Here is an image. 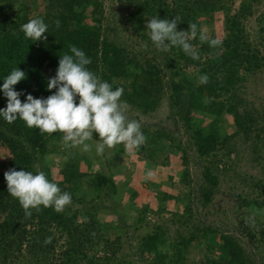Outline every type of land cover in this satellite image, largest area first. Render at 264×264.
I'll list each match as a JSON object with an SVG mask.
<instances>
[{"label": "trees", "instance_id": "1", "mask_svg": "<svg viewBox=\"0 0 264 264\" xmlns=\"http://www.w3.org/2000/svg\"><path fill=\"white\" fill-rule=\"evenodd\" d=\"M27 1L0 0V85L3 78L18 67L26 73V78L14 86L15 90L24 92L21 101L24 102L28 93L46 98L55 91L48 90L47 83L56 74L60 55L69 52V45H76L91 57L92 63L88 65L91 71L114 88L123 87L121 99L130 105L129 111L151 115L168 98L174 117L181 123L182 134L143 126L147 140L138 149L129 152L119 144L106 148L101 155H97L94 148L80 154L75 148L64 146L60 132L42 133L27 127L23 120L9 124L0 118V149H7L11 155L8 168L0 170V264H132L130 260L117 258L122 250L119 242L122 234L117 229L126 226H135L136 230L144 228L138 258L146 264H192L189 259L194 251L204 255L201 264H259L236 234L196 224L187 235L179 227L176 236L170 239L162 225L149 230L147 219L151 212L169 213L182 228L191 224L194 219L191 194L162 189H165L163 184L169 185V180L173 185L191 187L192 148L203 164V182L197 200L208 207L220 184L223 162L218 157L219 149L230 153V141L238 136L252 143L255 151L262 149L261 145L264 147V115L250 109L242 98L246 82L264 67V57L249 42L245 23L253 16V6L260 0H241L234 12L232 0H119L127 7V21L148 48L155 46L144 26L147 18L157 16L171 20L176 17L178 30L187 31L191 23L203 30L214 24L217 14L224 16V33L220 36L216 30L208 32L210 38L222 41L220 46L213 48L194 38L190 42L198 51L197 59L173 47L166 53L170 57L163 66L154 59L143 60L141 54H133L125 44L105 33L110 29L104 28L107 20L104 0ZM29 4L38 11L36 15L29 14ZM39 5H43L42 10ZM36 17H43L49 25L48 32L43 34L46 40L26 39L21 31L23 23ZM109 21L108 18V25ZM260 24L264 34V15ZM191 67L193 74L189 71ZM46 68L51 69V73ZM202 74L209 77L206 84L199 82ZM165 76H168L167 92ZM6 104L7 98L0 91V108ZM228 116L236 128L233 134L227 132ZM184 134L188 136L185 141ZM93 136L99 139L97 133ZM109 150L112 158L108 156ZM58 156L60 162L54 163ZM123 158H133L141 170L144 167L158 172L177 163L179 175L171 173L164 177L159 173L146 180L143 171L144 175H138L141 188L131 186L130 176L121 189L111 161ZM56 164L60 167V180L52 178L51 169ZM12 168L33 173L44 171L62 191L71 193L72 203L62 212L40 206L39 211L32 209V215L25 216L18 199L7 191L4 173ZM145 186L159 189L158 203L152 204L151 199L139 202L140 191ZM257 186L262 192L259 200L239 197L236 206L241 217V236L251 241L256 240V233L260 231L258 221L252 220L255 219L251 217L252 209L264 208V183L259 181ZM126 195V206L136 212L131 225L127 224L129 218L122 215ZM106 203L111 211H107L106 206L102 209ZM244 207L246 212H243ZM102 213L115 217L107 221L101 217ZM260 232L264 241V226ZM49 236L52 241L45 244Z\"/></svg>", "mask_w": 264, "mask_h": 264}, {"label": "clouds", "instance_id": "2", "mask_svg": "<svg viewBox=\"0 0 264 264\" xmlns=\"http://www.w3.org/2000/svg\"><path fill=\"white\" fill-rule=\"evenodd\" d=\"M56 26H60L57 20ZM178 19H159L153 16L146 25L152 44L162 52H170L173 47L180 48L193 59L198 58V51L191 40L198 38L201 43L207 42L210 47L222 44L218 38H210L205 30H199L196 23L189 24L187 31L178 30ZM49 25L43 17L30 19L21 25L26 39L32 41L46 40L43 34L48 32ZM91 57L76 45H69V52L60 55L55 76L49 78L47 89L51 95L36 98L31 93L21 101L23 90L17 91L14 86L26 78V73L15 67L3 78L0 91L7 98L6 107L0 108V118L9 124L17 119L23 120L27 127L39 129L42 133H62L66 148L79 147L82 151L95 150L97 155L105 149L123 144L131 152L143 145L147 137L138 120L129 119L126 112L130 108L126 100L121 99L123 87H113L88 67ZM48 73L51 69L46 68ZM208 75L202 74L199 82L206 84ZM97 133L99 139H94ZM91 142V143H90ZM152 169H147L145 179L153 177ZM9 195L18 199L25 216L32 215V209L40 206L52 207L56 212L64 211L72 203V195L62 191L58 183L50 181L44 171L33 173L25 169H9L4 173ZM52 237L44 240L49 244Z\"/></svg>", "mask_w": 264, "mask_h": 264}, {"label": "rangeland", "instance_id": "3", "mask_svg": "<svg viewBox=\"0 0 264 264\" xmlns=\"http://www.w3.org/2000/svg\"><path fill=\"white\" fill-rule=\"evenodd\" d=\"M32 0H28L27 3H30ZM241 0H232V9L233 12L236 11L239 7ZM106 6V16L107 20L105 21V29L109 28V32H105L110 38L116 39L119 43L125 44L130 51L136 54H141L143 60H151L154 59L159 61L163 66L164 62H167L168 58L165 52H160L155 47L148 48L146 44L139 38L137 31L134 30L133 26L129 24L126 19L127 7L124 3L119 0H104ZM40 4V2H39ZM30 10L28 11L30 15H36L38 11L32 9V5H28ZM41 10L43 9V5H39ZM254 14L252 17H249L246 20V30L249 38V42L253 47L258 48L261 54L264 57V34L261 30L260 18L264 15V0H260L258 3L253 6ZM109 18V25L107 24ZM150 19H145L144 26L146 28L147 22ZM224 16L222 14H217L216 20L214 24H210L204 27L203 30L210 32V30H216L218 35H222L224 33ZM148 34V33H147ZM190 74H193V67L189 68ZM165 83L168 82V76L164 77ZM165 90L167 92V83ZM242 98L247 102L248 107L252 110H256L257 112L264 115V67L261 71L257 72L246 82L245 87L243 88ZM126 115L129 119L138 120L141 123V126H145L150 129H163L174 134L181 135V123L176 120L174 117L172 110L170 108V104L168 98H165L157 111L152 113L151 115H143L136 111H128ZM227 127L228 134H233L235 132V126L232 122L231 117H227ZM188 138L184 134L182 139L185 141ZM117 146V145H116ZM115 146V147H116ZM261 145L258 151L253 149L252 143L248 142L246 139L238 136L230 141L228 147L232 149L230 153L227 154L225 149H219L218 157L222 160V164L220 169L222 171L220 176V184L213 199V202L208 207H203L197 200L199 196V186L202 184L201 173H202V162L197 159L196 154L192 148L190 150V156L193 160L190 164V181L191 187H187L183 184L173 183L169 180V185L163 184L165 189L162 191L166 192L170 190H175L176 192H185L186 194H191V197L194 199L193 201V220L190 225L185 228L179 226V224L174 223V216L169 213L165 214H155L151 212L148 215L147 222L149 223V230H153L156 225H162L164 231H168V235L170 239L176 236L177 230L181 229L184 234H188L192 232V225H209L212 227H218L223 231L231 232L236 234L239 238H242V242L244 247L247 248L250 254H254L255 260L259 264H264V241L263 236L261 234V230L264 226V208H256L252 209V219L254 223L258 221V231L257 238L255 241H251L250 238H246L241 236L240 231V219L241 217L238 215L237 204L240 202V198H247L248 200L254 201L259 200L261 197V191L257 186L259 181L264 183V147ZM80 154H83L85 151H82L79 147L75 148ZM108 156L112 158L110 152L107 151ZM168 154V152H166ZM162 158L165 155H161ZM175 157V156H172ZM171 157V158H172ZM11 158L9 151L7 149H0V170L5 171L8 168V162ZM54 163L60 162V157H56L53 160ZM111 165L113 166L116 172L115 179L119 182V187L123 189L125 184L127 183L128 178L131 176V186L135 189H139L142 187L140 184L141 181L138 175H144L143 171L146 173V168L143 167V170L134 162L133 158H123L121 161H111ZM40 169L39 166H37ZM99 165H96L98 169ZM121 169L122 172H118ZM153 172L154 174H163L164 177L169 176L171 173L175 175H179V170L177 163H171V165L167 168H163L161 171ZM226 170V171H224ZM60 167L59 165H54L51 169L52 178L54 180H60L59 175ZM158 172V173H157ZM143 177V176H142ZM50 178V177H49ZM48 178V179H49ZM50 180V179H49ZM52 181V180H50ZM167 187V188H166ZM144 188V187H143ZM169 188V189H168ZM151 189L150 193L149 190ZM158 188H151L150 186H145V188L140 191V196L138 198L140 201H149L152 204L158 203L156 200V193ZM149 193V194H148ZM240 197V198H239ZM128 200V195H126V200H124V206L122 209V215H126L127 219L129 218L131 225L132 216L136 217L135 209L128 208L126 206V202ZM128 203V202H127ZM241 204V203H240ZM105 206L108 208L107 211H111L110 206L106 203L102 206V209H105ZM125 207V208H124ZM79 208H82L81 206ZM170 210L173 211L172 207ZM244 211L247 209L243 208ZM130 211V212H129ZM120 214V213H119ZM102 218L105 220H112L114 217H109L102 213ZM118 218V217H116ZM115 218V219H116ZM106 221V222H107ZM119 223V222H118ZM244 228V226H243ZM119 233L122 234L121 239L119 240L122 250L117 255L118 259H126L127 261H132V264H146L145 261L138 258L139 254V239L144 235V228L140 230H136L135 226H126L125 229L118 228ZM113 232H116L113 230ZM115 237V234H114ZM201 239V238H200ZM199 240V239H198ZM263 247L261 248V246ZM99 256H102L101 252H98ZM191 259L189 261L192 264H201V259L204 261V255L200 254L198 251H194L190 255ZM21 264V263H16Z\"/></svg>", "mask_w": 264, "mask_h": 264}]
</instances>
